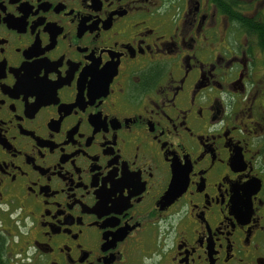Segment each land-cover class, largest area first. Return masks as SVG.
Here are the masks:
<instances>
[{
	"label": "flooded vegetation",
	"instance_id": "flooded-vegetation-1",
	"mask_svg": "<svg viewBox=\"0 0 264 264\" xmlns=\"http://www.w3.org/2000/svg\"><path fill=\"white\" fill-rule=\"evenodd\" d=\"M0 264H264V0H0Z\"/></svg>",
	"mask_w": 264,
	"mask_h": 264
}]
</instances>
